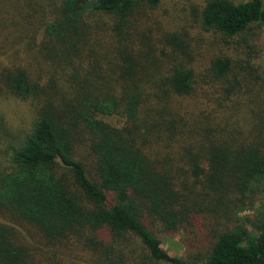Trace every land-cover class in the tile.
Returning <instances> with one entry per match:
<instances>
[{
  "label": "trees",
  "instance_id": "trees-1",
  "mask_svg": "<svg viewBox=\"0 0 264 264\" xmlns=\"http://www.w3.org/2000/svg\"><path fill=\"white\" fill-rule=\"evenodd\" d=\"M163 1L0 0V98L37 113L0 159V264H264V67L247 39L264 0L195 7L221 44L206 57L148 16ZM170 231L185 256L162 248Z\"/></svg>",
  "mask_w": 264,
  "mask_h": 264
},
{
  "label": "rangeland",
  "instance_id": "rangeland-1",
  "mask_svg": "<svg viewBox=\"0 0 264 264\" xmlns=\"http://www.w3.org/2000/svg\"><path fill=\"white\" fill-rule=\"evenodd\" d=\"M203 2L204 0H164L158 8L147 9L146 13L153 20L161 21L164 26L170 29V32L179 31L182 33V31L185 30L192 40V45L206 51V57L210 54L213 45L221 44L218 43L214 35L204 32L198 25L199 19L198 14L195 12V7H199ZM247 39L250 41L251 45L256 47L255 63L264 67V22L261 27L254 30L253 34L247 36ZM241 45L245 44L241 43ZM9 100L29 102L12 96L0 98V102H7ZM31 128L22 130L13 135L5 122L4 116L0 114V159L2 161H5L3 156L4 151L7 152L9 146L14 143V139L20 136L23 137V135L30 132ZM261 202L264 204V199ZM248 213L251 212L247 211L241 215ZM158 237L162 242V248L171 256H185L187 253L186 242L189 240L185 239V235L182 231L161 232L158 233ZM132 248H136V253L139 255L141 252L140 247L134 244Z\"/></svg>",
  "mask_w": 264,
  "mask_h": 264
},
{
  "label": "clouds",
  "instance_id": "clouds-1",
  "mask_svg": "<svg viewBox=\"0 0 264 264\" xmlns=\"http://www.w3.org/2000/svg\"><path fill=\"white\" fill-rule=\"evenodd\" d=\"M0 114L4 116L5 122L13 135L31 128L37 119V113L29 102L16 100L0 102Z\"/></svg>",
  "mask_w": 264,
  "mask_h": 264
}]
</instances>
